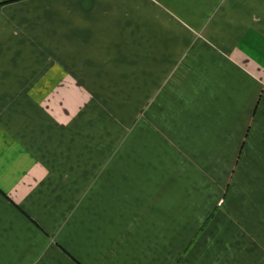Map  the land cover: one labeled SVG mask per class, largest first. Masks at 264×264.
<instances>
[{
	"label": "crops",
	"instance_id": "obj_1",
	"mask_svg": "<svg viewBox=\"0 0 264 264\" xmlns=\"http://www.w3.org/2000/svg\"><path fill=\"white\" fill-rule=\"evenodd\" d=\"M0 264H264V0H0Z\"/></svg>",
	"mask_w": 264,
	"mask_h": 264
},
{
	"label": "rangeland",
	"instance_id": "obj_2",
	"mask_svg": "<svg viewBox=\"0 0 264 264\" xmlns=\"http://www.w3.org/2000/svg\"><path fill=\"white\" fill-rule=\"evenodd\" d=\"M241 193H242V192H241ZM223 209H225V210L227 209L226 203H225V205L223 206Z\"/></svg>",
	"mask_w": 264,
	"mask_h": 264
}]
</instances>
